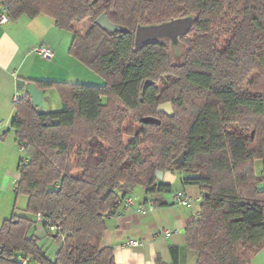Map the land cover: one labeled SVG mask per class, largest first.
Instances as JSON below:
<instances>
[{"label": "trees", "instance_id": "1", "mask_svg": "<svg viewBox=\"0 0 264 264\" xmlns=\"http://www.w3.org/2000/svg\"><path fill=\"white\" fill-rule=\"evenodd\" d=\"M0 12L52 18L74 33L69 54L104 80L35 82L58 93L57 112L39 113L29 94L15 103L12 129L28 153L16 193L28 203L0 226V264H21L20 255L36 264H117L103 246L107 220L136 188L164 205L156 195L172 186L157 171L184 174L183 184L203 192L199 218L185 229L196 264H251L264 249V0H0ZM191 14L197 20L178 53L166 40L135 47L138 25ZM168 103L174 114L159 113ZM37 223L43 246L30 234ZM181 250L170 247L168 264H180Z\"/></svg>", "mask_w": 264, "mask_h": 264}, {"label": "crops", "instance_id": "2", "mask_svg": "<svg viewBox=\"0 0 264 264\" xmlns=\"http://www.w3.org/2000/svg\"><path fill=\"white\" fill-rule=\"evenodd\" d=\"M64 31L57 28L55 21L45 15H38L35 18L23 15L0 25V123L2 125L12 127L16 114L13 99L15 96L22 98L28 94L27 86L21 90V81L25 82V85L35 82L67 83L70 78H75V70L82 69L78 64L80 62L69 54L73 37ZM38 45L51 48L54 53L53 59L48 61L31 52ZM40 90L44 91L47 112H52L54 106H61L62 109L58 93L56 92L57 100L53 101L50 96L54 89ZM257 165L261 168L260 163ZM19 177L20 174L17 182ZM186 177L180 173L164 174L162 181L171 185L173 191L169 194L156 195V199L162 200L164 205L147 203L145 201L149 197L145 195L135 197L133 193L136 190H134L130 196L136 200L135 205L130 208L120 207L107 220L103 246L114 248L117 264H158L159 260L168 264L172 260L171 246L181 247L180 264H196L195 254H190L185 248V229L199 218L203 192L196 185L183 184V179ZM178 192H184L190 197L191 203L184 206L176 202L173 197ZM140 205L149 209L148 214L141 215L137 212ZM164 231H170V234L166 236ZM30 234L45 242L42 224L37 223L33 226ZM132 239L140 241L141 245L138 247L127 245Z\"/></svg>", "mask_w": 264, "mask_h": 264}, {"label": "rangeland", "instance_id": "3", "mask_svg": "<svg viewBox=\"0 0 264 264\" xmlns=\"http://www.w3.org/2000/svg\"><path fill=\"white\" fill-rule=\"evenodd\" d=\"M104 27H108L106 22H102ZM90 27V23L86 22L81 25L75 26V31L80 35H85ZM70 34L72 37L74 33L64 31ZM72 43V42H71ZM82 68L75 70V78L67 80L69 84H81V85H96L101 86L104 84V80L85 65L78 63ZM242 90H247V84L241 87ZM53 101L57 100L56 91H52L50 95ZM48 98V96H47ZM61 106L52 107V112L60 111ZM28 158V153L22 151L20 145L17 142L14 129L9 126L0 125V226L5 220L12 217L13 213L24 215L27 208L28 198L26 196H20L16 193V183L19 176L17 169L21 160ZM260 163V162H257ZM255 165V171L258 175L262 173L261 168ZM261 164V163H260ZM179 174V173H178ZM135 197L145 195L141 188L135 189ZM138 195V196H137ZM46 241H42L41 245H45ZM58 249V244L46 245V253L49 257L54 258V255ZM190 254H194L188 251ZM30 264H36L33 259H29ZM251 264H264V249L251 260Z\"/></svg>", "mask_w": 264, "mask_h": 264}, {"label": "water", "instance_id": "4", "mask_svg": "<svg viewBox=\"0 0 264 264\" xmlns=\"http://www.w3.org/2000/svg\"><path fill=\"white\" fill-rule=\"evenodd\" d=\"M197 20L196 15H187L183 17L171 18L167 21L138 25L135 34V47L141 48L149 43L166 40L169 42L171 48L178 53L182 47V39L186 37L192 30L195 22ZM106 22L108 24L107 28H112L108 21L102 17L100 23ZM21 90L27 86L28 94L32 99L33 106L37 109L39 113H47V105L44 101V91L38 89L35 83H30L25 85V82L21 81ZM152 82H146L144 89L151 85ZM159 113H164L167 115H173V107L171 103L161 105L158 108ZM145 124H161V120L154 117H145L142 120ZM185 154L183 153L179 158V163L181 164L184 159ZM164 173L162 171H157V178L163 180Z\"/></svg>", "mask_w": 264, "mask_h": 264}, {"label": "built area", "instance_id": "5", "mask_svg": "<svg viewBox=\"0 0 264 264\" xmlns=\"http://www.w3.org/2000/svg\"><path fill=\"white\" fill-rule=\"evenodd\" d=\"M8 21H9L8 16L5 13H1L0 12V25L7 24ZM31 52L38 54L43 59L48 60V61L52 60L53 57H54V53H53L52 49L49 48V47H47V46H45V45H38V46L34 47L31 50ZM18 100H19V96H15L14 99H13L14 103L18 102ZM0 125H1V123H0ZM20 148H21L22 151H25V152L27 151L25 145H21ZM26 159H24L23 161H26ZM173 199L176 202H178L179 204L184 205V206L189 205L191 203V201H192L191 198L188 197L187 195H185L184 192H178V193H176L174 195ZM135 203H136V200L132 196H129L125 200L124 206L127 207V208H130V207L134 206ZM147 203H150V204H153L154 205V203L152 201H149ZM137 212L139 214H141V215H146V214H148L149 209H147L144 205H140V206H138ZM42 219H43V215L42 214H38L37 215V221L41 222ZM51 231L53 233H55V234L60 235L61 241L64 240L65 232H64V230L62 229L61 226L54 225V226L51 227ZM163 233L166 236H168L170 234V231H164ZM127 245L132 246V247H138V246L141 245V243L138 240L132 239V240H129L127 242ZM18 260H19V262L21 264H29V259L25 255H20L18 257Z\"/></svg>", "mask_w": 264, "mask_h": 264}]
</instances>
